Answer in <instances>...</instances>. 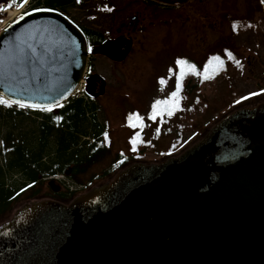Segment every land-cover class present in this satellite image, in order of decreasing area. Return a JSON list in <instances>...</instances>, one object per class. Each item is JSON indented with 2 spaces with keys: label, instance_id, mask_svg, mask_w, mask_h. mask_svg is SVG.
<instances>
[{
  "label": "water",
  "instance_id": "1",
  "mask_svg": "<svg viewBox=\"0 0 264 264\" xmlns=\"http://www.w3.org/2000/svg\"><path fill=\"white\" fill-rule=\"evenodd\" d=\"M132 47L126 37L89 47L62 12L31 11L0 33V96L57 107L81 81L98 82L85 78L91 55L123 62ZM48 186L60 191L55 180ZM0 264H264V101L179 157L135 163L69 204L17 210L0 226Z\"/></svg>",
  "mask_w": 264,
  "mask_h": 264
},
{
  "label": "rangeland",
  "instance_id": "2",
  "mask_svg": "<svg viewBox=\"0 0 264 264\" xmlns=\"http://www.w3.org/2000/svg\"><path fill=\"white\" fill-rule=\"evenodd\" d=\"M16 1L0 5V32L12 21L5 10H13ZM79 1L66 9L75 22L106 38H115L125 24L124 31L134 39L123 62L103 56L90 59L108 83L107 95H99L88 108L94 111L86 121L88 128L85 125L91 135L82 143L92 163L79 176L82 183L110 169L121 156L147 165L179 157L225 117L264 101L262 0ZM177 60L187 63L181 68ZM189 66H195V73ZM181 72L183 88L173 101ZM157 101L158 114L150 119ZM98 130L102 141L94 146L92 136ZM73 154L74 159L84 156L82 151ZM43 188L52 193L46 182Z\"/></svg>",
  "mask_w": 264,
  "mask_h": 264
},
{
  "label": "trees",
  "instance_id": "3",
  "mask_svg": "<svg viewBox=\"0 0 264 264\" xmlns=\"http://www.w3.org/2000/svg\"><path fill=\"white\" fill-rule=\"evenodd\" d=\"M8 0H0V5L7 3ZM22 1V0H21ZM79 0H46V6L53 10H58L65 15L66 9L72 5L79 3ZM261 7V6H260ZM262 9V8H261ZM4 17V16H3ZM2 17V18H3ZM84 32L89 46H97L105 41V36L100 31L82 26L78 24ZM197 81V80H196ZM195 81V82H196ZM90 103L84 99H76L74 101H68L58 106L60 108V114L53 115V109L47 111L42 117L44 122V128L42 131V138L40 147L38 144L33 146L31 140H24L22 138H16L10 135L7 140L1 142L0 145V225L9 221L15 211L18 210L21 204H29L32 202L44 200L48 196L53 199L67 202L72 200L73 197H69L64 193H45L44 184L45 178L56 175L55 167L43 162L44 155L46 154L48 140L51 137H56L58 143V159L57 167L61 168V171L66 173L71 169L70 177L78 182H82L79 179V175L88 171L92 161L90 156H85L82 139L84 137H90V130L85 128L89 114L93 115L94 111L88 109ZM0 108V119L6 117L9 113L18 112L8 111L6 114ZM52 113V114H51ZM6 115V116H5ZM101 129V128H100ZM101 130H98L92 137L96 140L92 143L94 146L101 142ZM91 144V145H92ZM101 147V145H100ZM102 148V147H101ZM74 151L83 153L82 157L74 159ZM134 163V160L124 159L120 157L117 162L108 170L102 174L95 176L91 180V187L95 186L96 182L108 181L115 177L118 172L126 168L128 165ZM20 173L23 176L22 182L8 184V180L12 177V174Z\"/></svg>",
  "mask_w": 264,
  "mask_h": 264
},
{
  "label": "crops",
  "instance_id": "4",
  "mask_svg": "<svg viewBox=\"0 0 264 264\" xmlns=\"http://www.w3.org/2000/svg\"><path fill=\"white\" fill-rule=\"evenodd\" d=\"M60 111H61L60 108L58 107L54 108L53 115L54 116L59 115ZM44 125L45 124L43 121H38L36 119H31L26 116L17 115L15 113H9L6 117L0 119V145L1 142L7 140L10 135H13L16 138L31 140L33 146H36V144H38V146L40 147L39 141H41L42 138V131ZM55 138L56 137H51L48 140L49 145L46 147L47 150H46V154L44 155L43 162L55 167L56 170L55 174L57 175L64 172L61 171V168L56 166V164H58L59 162V159L57 156L58 143L56 142ZM11 176L12 177H10L9 180H13L14 183H18V181H16L15 178H19L23 180V176H21L20 173H15L12 174Z\"/></svg>",
  "mask_w": 264,
  "mask_h": 264
},
{
  "label": "snow or ice",
  "instance_id": "5",
  "mask_svg": "<svg viewBox=\"0 0 264 264\" xmlns=\"http://www.w3.org/2000/svg\"><path fill=\"white\" fill-rule=\"evenodd\" d=\"M25 2H27V0H25ZM23 17H21V19H22ZM28 48L30 49V56H37L38 55V53H37V47H35V46H33V45H31V44H29L28 45ZM89 51H91V49H89ZM213 59H216L217 61H218V58H213ZM186 61H183V60H177V64L179 65V66H181V68H183L185 65H186ZM189 70L192 72V73H195V66H189ZM171 71V70H170ZM184 76H185V73L184 72H181L180 73V76H179V80H178V82H177V84H176V89H177V91L176 92H173L172 93V99H173V101H178V94H179V91H181L182 90V88H183V79H184ZM205 78H207V77H205ZM161 83H164V81L163 80H161L160 81ZM11 101H9V100H6V99H4L3 97H0V104H5V105H8V106H11ZM161 102L160 101H157L156 102V104L153 106V109H154V111H153V113H152V115L150 116V119H155V117H156V115L158 114L157 112H156V109L159 107V104H160ZM20 107H38V106H36V105H25V104H20ZM41 110H45V111H51L52 109H51V106H49V107H47V108H44V109H41ZM169 114H171V113H169ZM137 119H139V117L137 116Z\"/></svg>",
  "mask_w": 264,
  "mask_h": 264
},
{
  "label": "flooded vegetation",
  "instance_id": "6",
  "mask_svg": "<svg viewBox=\"0 0 264 264\" xmlns=\"http://www.w3.org/2000/svg\"><path fill=\"white\" fill-rule=\"evenodd\" d=\"M131 23L132 22H129V26H130ZM125 27H126V25L125 24H122V28L117 30V36L115 38H112V39H116V38L121 37V36H124V37H127V38H132L133 39V37H132V35H131L130 32L124 31V28ZM133 41H134V39H133ZM94 74H98V73L96 71H94V69L91 67V64H90V61H89V65H88V69H87V78L89 79ZM100 76L105 81L101 77H98V82H96V81L94 82L93 81L92 83H87V85H86L88 87V90H89L90 94H92V95H99L100 92L103 91L104 92V95L99 96V98L104 97L105 95H107V83H108L107 80H106V78H104L102 75H100ZM104 82H106L105 90H101V86H102V84ZM98 99H95V100H98Z\"/></svg>",
  "mask_w": 264,
  "mask_h": 264
},
{
  "label": "built area",
  "instance_id": "7",
  "mask_svg": "<svg viewBox=\"0 0 264 264\" xmlns=\"http://www.w3.org/2000/svg\"><path fill=\"white\" fill-rule=\"evenodd\" d=\"M36 6L37 7H44L45 6V0H27V2L25 3V5L21 9V11L25 10V9L26 10L31 9V8L36 7ZM17 110H21V108L17 107ZM23 111H24V113H27L29 115L34 114L32 110L24 109ZM67 187L70 189L71 192L78 191V190L83 188V186L76 187L75 185H73L70 182H67Z\"/></svg>",
  "mask_w": 264,
  "mask_h": 264
},
{
  "label": "bare ground",
  "instance_id": "8",
  "mask_svg": "<svg viewBox=\"0 0 264 264\" xmlns=\"http://www.w3.org/2000/svg\"><path fill=\"white\" fill-rule=\"evenodd\" d=\"M16 16V15H15ZM88 83H89V81H88Z\"/></svg>",
  "mask_w": 264,
  "mask_h": 264
}]
</instances>
